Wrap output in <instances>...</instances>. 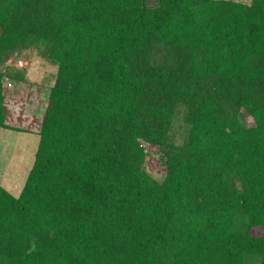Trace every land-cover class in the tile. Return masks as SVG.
<instances>
[{"label":"trees","instance_id":"16d2710c","mask_svg":"<svg viewBox=\"0 0 264 264\" xmlns=\"http://www.w3.org/2000/svg\"><path fill=\"white\" fill-rule=\"evenodd\" d=\"M26 50L57 73L0 264H264V0H0L27 132Z\"/></svg>","mask_w":264,"mask_h":264},{"label":"rangeland","instance_id":"374dc122","mask_svg":"<svg viewBox=\"0 0 264 264\" xmlns=\"http://www.w3.org/2000/svg\"><path fill=\"white\" fill-rule=\"evenodd\" d=\"M13 64L19 71L25 73L26 83L22 85L14 83L7 92L8 122L29 131L0 127V184L14 195H19L35 161L40 140L37 132L49 102L50 88L55 82L57 66L38 55L35 50H26ZM244 118L246 122L253 124L252 118L248 116ZM146 167L158 180H162L166 173L158 156L149 149Z\"/></svg>","mask_w":264,"mask_h":264},{"label":"built area","instance_id":"2783aa9c","mask_svg":"<svg viewBox=\"0 0 264 264\" xmlns=\"http://www.w3.org/2000/svg\"><path fill=\"white\" fill-rule=\"evenodd\" d=\"M21 62V61H20Z\"/></svg>","mask_w":264,"mask_h":264}]
</instances>
